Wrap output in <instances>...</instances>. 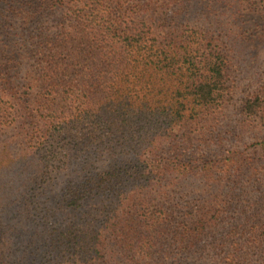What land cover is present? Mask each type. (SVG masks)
<instances>
[{"label": "trees", "instance_id": "16d2710c", "mask_svg": "<svg viewBox=\"0 0 264 264\" xmlns=\"http://www.w3.org/2000/svg\"><path fill=\"white\" fill-rule=\"evenodd\" d=\"M262 56L264 0H0V264H264Z\"/></svg>", "mask_w": 264, "mask_h": 264}, {"label": "rangeland", "instance_id": "374dc122", "mask_svg": "<svg viewBox=\"0 0 264 264\" xmlns=\"http://www.w3.org/2000/svg\"><path fill=\"white\" fill-rule=\"evenodd\" d=\"M248 18H249V22H248L249 26H252V27L255 26L254 29L255 28H257V29L261 28L260 22H256V20L251 15H248ZM252 47H254L253 44L249 45V47H248L249 49L247 50V52L250 50H253L254 48H252ZM243 59H245V56H242V58H239V62L242 61ZM260 61H261L262 66L264 67V56L260 57ZM262 66H260V69H255L253 71L255 74L253 73V83L249 86V89L252 90V87L254 85L259 84L260 81H264V72H261ZM239 78H241V76ZM247 91H246V93H247Z\"/></svg>", "mask_w": 264, "mask_h": 264}]
</instances>
